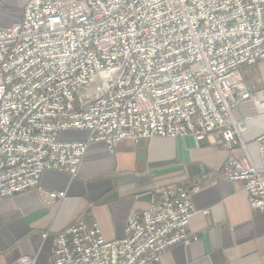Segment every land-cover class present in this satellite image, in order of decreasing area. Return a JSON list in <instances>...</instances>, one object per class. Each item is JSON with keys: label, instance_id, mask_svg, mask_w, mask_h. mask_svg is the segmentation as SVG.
<instances>
[{"label": "built area", "instance_id": "1", "mask_svg": "<svg viewBox=\"0 0 264 264\" xmlns=\"http://www.w3.org/2000/svg\"><path fill=\"white\" fill-rule=\"evenodd\" d=\"M262 61L264 0H27L20 22L0 28V201L42 191L46 171L75 179L93 142L112 152L123 140L214 133L223 149L245 152L217 175L241 183L250 208L264 212V133L257 167L239 129L264 115V92L242 77ZM249 103L255 114L236 120L234 109ZM68 131L88 138L60 140ZM197 190L158 189V203L133 212L118 240L76 220L53 238L47 264H159L169 248L196 240L187 226Z\"/></svg>", "mask_w": 264, "mask_h": 264}, {"label": "crops", "instance_id": "2", "mask_svg": "<svg viewBox=\"0 0 264 264\" xmlns=\"http://www.w3.org/2000/svg\"><path fill=\"white\" fill-rule=\"evenodd\" d=\"M26 1L0 0V28L20 22ZM242 77L249 91L264 92V61L244 69ZM245 114H255L253 104L233 111L236 120ZM239 129L246 153L260 167L255 140L264 133V115L241 122ZM65 138L83 142L88 132L71 131ZM218 139L211 133L123 140L112 152L102 142L89 144L75 179L46 171L40 179L42 191L30 189L0 201V264H16L22 256L47 264L53 238L76 220L96 223L107 241L121 239L133 212L157 204L158 189L179 184L198 186L191 193L196 214L187 226L188 236L196 240L169 248L159 264H264V212L250 208L241 183L217 175L224 162L245 152H229ZM47 192L63 198L49 200Z\"/></svg>", "mask_w": 264, "mask_h": 264}, {"label": "rangeland", "instance_id": "3", "mask_svg": "<svg viewBox=\"0 0 264 264\" xmlns=\"http://www.w3.org/2000/svg\"><path fill=\"white\" fill-rule=\"evenodd\" d=\"M69 133H71V131H68V132H64V133H62L60 139H61V140H65V139H66V138H65V137H66V134H69Z\"/></svg>", "mask_w": 264, "mask_h": 264}]
</instances>
